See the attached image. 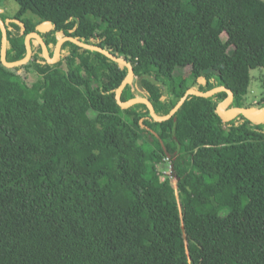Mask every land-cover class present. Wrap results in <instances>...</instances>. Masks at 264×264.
I'll use <instances>...</instances> for the list:
<instances>
[{"label": "trees", "instance_id": "16d2710c", "mask_svg": "<svg viewBox=\"0 0 264 264\" xmlns=\"http://www.w3.org/2000/svg\"><path fill=\"white\" fill-rule=\"evenodd\" d=\"M13 1L16 15H0L7 62L25 59V36L50 22L39 34L50 58L71 37L132 66L122 102L134 85L165 117L188 90L225 88V110L251 111L264 0ZM1 41L0 29V54ZM34 42L28 63L0 60V264H264V119L221 117L217 92L157 122L143 103L117 104L125 66L69 41L48 64ZM167 156L174 180L163 182L155 165Z\"/></svg>", "mask_w": 264, "mask_h": 264}, {"label": "water", "instance_id": "95a60500", "mask_svg": "<svg viewBox=\"0 0 264 264\" xmlns=\"http://www.w3.org/2000/svg\"><path fill=\"white\" fill-rule=\"evenodd\" d=\"M19 24V22H17ZM23 28V25L20 24ZM51 23L50 22H44L42 24H40L39 26L36 27V32L27 34L25 36V47H26V57L23 60L20 61H16V62H7L6 61V46H7V30L5 27V23L1 20L0 18V29H1V33H2V41H1V54H0V60L1 63L4 67L6 68H14L16 66L19 65H24L26 63H28L32 57V51H31V45L30 42L32 39H34L35 41H37L38 43H40L41 45V49H42V55L44 57V59L46 60V62L48 64H53L55 63V61L58 59V55L60 52V48L61 45L66 42L69 41L75 45H77L80 48L83 49H87V50H92V51H96L99 52L101 54H103L104 56H106L107 58L125 66L128 69V74L126 76V78L124 79V81L122 82V84L120 85V87L118 88L115 98H116V102L117 104L121 107V108H126L129 107L133 104L136 103H143L147 106L151 117L157 121V122H165L170 120L175 114L176 112L180 109V107L183 105V103L185 102V100L187 99L188 96L190 95H195L198 97H208L213 95L214 93L217 92H226L227 93V98L226 100L219 105L217 112L221 117H227L230 115H233L235 113H240L242 115H244L246 118H248L250 121L253 122H257L259 120H263L264 119V110H262L260 113H258L257 115H249L248 111L242 108H236V109H231V110H225L224 108L231 102L233 95L232 93L225 89V88H215L211 91H208L206 93H200V92H196L193 90H188L185 92L184 96L180 99V101L177 103V105L172 109V111L166 115L165 117H157L154 113L153 107L151 105V103L143 98H135V99H131L128 100L126 102H122L121 101V94L123 89L125 88V86L129 83V81L133 78L134 76V71L132 66L127 63L125 60L121 59V58H117L114 55L110 54L109 52L103 50L102 48L96 47V46H91V45H87L84 43H81L80 41L71 38V37H64L58 40L55 49H54V54H53V58H50L47 52V48L45 43L43 42L42 38L40 37V33H47L50 29H51ZM24 32V30L22 29V33Z\"/></svg>", "mask_w": 264, "mask_h": 264}, {"label": "rangeland", "instance_id": "374dc122", "mask_svg": "<svg viewBox=\"0 0 264 264\" xmlns=\"http://www.w3.org/2000/svg\"><path fill=\"white\" fill-rule=\"evenodd\" d=\"M17 11H18V6L13 0H5L3 2L1 9H0V15H2L5 19H11L12 17H14L16 15ZM70 14L71 13L68 12V13H66L65 16H69ZM33 17H34V19L32 18L33 22L34 23L37 22L38 18L35 16H33ZM28 19H30V18H28ZM32 19H30V20L32 21ZM31 21L28 23V26H30L32 24ZM143 27L145 30L149 29L148 24H144ZM222 40H226L225 35H222ZM34 44L37 45V42H34ZM36 47H38V46H36ZM150 50H151L150 43L147 42L146 43V52H150ZM38 53L39 52L37 50L36 55ZM31 59H32V57H31ZM197 64H198V61H197ZM32 70L34 72H37L38 69H37V67L33 66ZM198 73H199V66L196 64H193V66L191 68L186 67L185 69H183L181 72V76H183V77L179 78V81H177V83H176V92L181 93L184 89L188 88L189 85L191 84L192 80H193L192 77H189V75L190 74L197 75ZM249 74H250L251 80H250L248 92L243 97V105H244V107H246V108L248 107L251 109L250 112L252 115H257L258 113H260L262 111V110H260V106L257 103L260 102L262 98H264V68H256V69L250 70ZM41 85H42L41 80L39 78H35V81L33 84V89L37 93H39V89H40ZM132 87H133V89H132L133 96H135V98H138V96L136 95L137 94L136 86L132 85Z\"/></svg>", "mask_w": 264, "mask_h": 264}, {"label": "built area", "instance_id": "2783aa9c", "mask_svg": "<svg viewBox=\"0 0 264 264\" xmlns=\"http://www.w3.org/2000/svg\"><path fill=\"white\" fill-rule=\"evenodd\" d=\"M174 161V158L167 156L164 157L161 162L155 165L157 174L161 177L163 182L166 180H174Z\"/></svg>", "mask_w": 264, "mask_h": 264}, {"label": "flooded vegetation", "instance_id": "af4514ba", "mask_svg": "<svg viewBox=\"0 0 264 264\" xmlns=\"http://www.w3.org/2000/svg\"><path fill=\"white\" fill-rule=\"evenodd\" d=\"M12 21L18 22V21H17V20H15V19H12Z\"/></svg>", "mask_w": 264, "mask_h": 264}, {"label": "bare ground", "instance_id": "6f19581e", "mask_svg": "<svg viewBox=\"0 0 264 264\" xmlns=\"http://www.w3.org/2000/svg\"><path fill=\"white\" fill-rule=\"evenodd\" d=\"M248 113H249V111H248ZM249 115H252L251 113H249Z\"/></svg>", "mask_w": 264, "mask_h": 264}, {"label": "crops", "instance_id": "0c3cea01", "mask_svg": "<svg viewBox=\"0 0 264 264\" xmlns=\"http://www.w3.org/2000/svg\"><path fill=\"white\" fill-rule=\"evenodd\" d=\"M249 113H251V112H249Z\"/></svg>", "mask_w": 264, "mask_h": 264}]
</instances>
